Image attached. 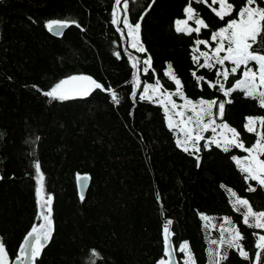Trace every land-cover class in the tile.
<instances>
[{"label": "trees", "instance_id": "obj_1", "mask_svg": "<svg viewBox=\"0 0 264 264\" xmlns=\"http://www.w3.org/2000/svg\"><path fill=\"white\" fill-rule=\"evenodd\" d=\"M229 2L234 11L221 20L212 10L219 9L218 4L191 0L193 28L195 18L208 27L187 33L178 32L175 24L187 16L190 0H127L128 18L140 23V42L146 49L140 52L130 46L124 23H112L116 0H0V237L9 264L32 226L41 222L37 161L44 176L43 195L52 197L55 232L35 264H89L93 249L99 253L91 257L94 264H157L164 254L167 220L172 221L179 264L183 253L178 247L184 241L195 264H212L209 248L217 246L210 241L219 240L221 225L228 227L225 217L240 229L249 258L235 248H221L228 258L220 264H264V250L256 248L253 235H264V229L243 224L244 209L233 207L235 197L228 191L248 199L255 211H264V187L246 182L232 160L247 153L239 148L224 152L214 144L204 148L205 140L199 152H185L176 144L177 134L169 129L163 107L139 99L144 86L157 80L163 89L175 92L174 81L165 75L171 65L186 98L230 99L217 120L235 128L245 147L255 143V133L244 125L249 116L264 117V108L241 90L225 97L218 85L209 87L216 69L200 68L193 61L199 54L197 39L215 47L212 32L228 19H238L245 0ZM257 4L264 7V0ZM50 20L76 23L55 36L46 27ZM198 47L210 51L203 44ZM130 57L139 58L136 68ZM148 57L151 67L145 73L143 61ZM231 66L225 62L224 67ZM193 72L205 79L198 83ZM134 73L140 83L135 89ZM76 74L89 75L104 89L111 87L120 103L101 89L66 100L43 94ZM240 78V72L230 76L225 88ZM83 173L91 176V184L81 200L76 180ZM250 184L254 192L247 190Z\"/></svg>", "mask_w": 264, "mask_h": 264}, {"label": "snow or ice", "instance_id": "obj_2", "mask_svg": "<svg viewBox=\"0 0 264 264\" xmlns=\"http://www.w3.org/2000/svg\"><path fill=\"white\" fill-rule=\"evenodd\" d=\"M124 3L127 8V0H116V5L119 7ZM207 2V0H202ZM212 5H219V9L213 7L212 10L221 19L231 17L234 11V5L229 0H211ZM255 5V6H254ZM117 8L113 10V24L119 21L116 19ZM187 13V20H192L195 17V9L191 7V0L184 10ZM238 19H228L225 26L220 27L218 30L213 31L210 37L212 42H215V47L208 40L197 39L195 49L198 55H193V61L200 68L216 69L215 82L208 81V86L215 88L219 86V90L225 97L231 95L236 90H241L246 97H250L258 102L259 107L264 108V7L257 4V0H245L244 5L237 13ZM187 20H179L176 22V30L178 32H197L201 28H207L208 25L202 18H195L197 27L192 28L188 26ZM76 21L67 20H50L46 22V27L50 32L56 35H61V30L68 27L69 24H75ZM124 25L129 30V36L132 38L131 47L140 52L146 51L142 44L139 43L138 33L140 23H129L125 17ZM207 46L210 51H201L199 45ZM221 53H224L221 55ZM119 55V53H117ZM203 58V63H200ZM135 62L132 64L133 68L137 67L139 58L130 57ZM225 62H229L232 66L230 68L224 67ZM145 73L151 67V57L143 61ZM220 66V67H217ZM237 72L241 73L240 79L235 81L233 87L225 88V82L229 81L230 76H235ZM197 82L204 80L203 76H197L196 72L192 73ZM172 81H174L176 88L175 92H169L163 89L160 81L157 80L155 84H146L142 93L139 96L140 100H149L158 103L163 107L170 130H178V138L176 144L185 152H199L200 141L205 140L204 148H209L215 145L222 148L224 152H229L232 148H239L245 153L246 156L237 157L233 156L232 160L236 163L240 171L245 174V181H255L257 186L264 187V117L249 116L246 118L247 122L244 125L246 131L255 133L256 141L250 147H245L244 142L240 139V134L235 128L230 127L227 123H216V118H223L225 112V105L232 103L228 100H204L193 101L188 99L183 94V85L179 78L176 77L172 71L171 65L165 72ZM134 89L140 87L139 77L134 73ZM223 81V82H222ZM94 89L106 90L111 93V99L116 104L120 103L118 93L111 87L104 89V86L94 80L90 76H69L67 79L60 80L49 91L43 93L51 99L66 100L74 96H87ZM163 89V90H162ZM135 98V90L132 93ZM173 95L179 96L184 100L182 105H178L172 99ZM217 111L214 113L213 108ZM191 113V114H188ZM178 118V119H174ZM259 125L260 130L257 129ZM219 129V132H218ZM211 131L212 135L205 137L203 133ZM197 158V166H199V156ZM36 171V195L38 197L39 205V218L41 223L33 225L31 230L27 233L23 243L20 246L18 255L15 257L20 264H35L36 257H38L45 247L47 241L50 239L51 234V203L52 197L48 195L45 199L43 195L44 190V176L40 171V164L35 163ZM81 182L84 178H80ZM249 192L256 190L251 184L248 189ZM235 200L232 202L233 207L237 211H242L243 224L249 228L264 229V211H255L246 198L239 197L231 189L228 190ZM81 199L83 196L81 195ZM205 220L209 218L204 216ZM224 225L220 226L219 240H211L212 245L216 248H209V255L212 258V264H220L221 261L228 258L227 251L221 252V248H235L238 250L239 255L248 259L249 254L244 250V245L241 241L244 239L240 229L233 224L231 218L225 217ZM172 221L167 220L163 225V242L164 254L157 264H175L174 253L177 251L173 247L171 236L173 235L171 228ZM227 233V237H225ZM257 237L256 248L264 250V235L253 232ZM178 251L183 253V264H195V258L192 255L191 249L187 241L182 242ZM256 261L259 262L261 252L256 254ZM99 253L95 249L91 250V257H98ZM89 259V264H94V261ZM164 257H167L165 259ZM0 264H9V255L6 249L3 238L0 237Z\"/></svg>", "mask_w": 264, "mask_h": 264}, {"label": "water", "instance_id": "obj_3", "mask_svg": "<svg viewBox=\"0 0 264 264\" xmlns=\"http://www.w3.org/2000/svg\"><path fill=\"white\" fill-rule=\"evenodd\" d=\"M64 30H65V28L61 30L62 34H63ZM51 33H52L53 35H55V36H60V35H56V34H54L53 32H51ZM62 34H61V35H62ZM80 178H84L82 182H81V179H80ZM90 184H91V176H90L89 174H87V173H83V174H81V175L77 178V180H76V187H77V192H78V196H79L80 199H81V195L83 196V199H85ZM83 199H81V200H83ZM51 220H52V226H51L50 239L47 241L45 247H47V246L49 245V243L51 242V240H52V238H53L54 232H55L54 213H53V209H52V207H51ZM40 223H41V222H40ZM40 223H39V224H40ZM39 224H38V225H39ZM38 225H37V226H38ZM26 235H27V234H26ZM25 237H26V236H25ZM24 239H25V238H24ZM24 239H23V241H24ZM23 241H22V243H23ZM171 241H172V239H171ZM22 243H21V244H22ZM21 244H20V246H21ZM172 244H173V243H172ZM20 246H19V249H18V253H19V250H20ZM45 247L42 249V251L45 249ZM173 247H174V245H173ZM42 251H41V252H42ZM40 254H41V253H40ZM173 255H174V258H175V264H179V262L177 261V258H176V254L174 253ZM166 259H167V257H166ZM10 264H20V262L17 261L16 259H14ZM26 264H28V262H26Z\"/></svg>", "mask_w": 264, "mask_h": 264}, {"label": "rangeland", "instance_id": "obj_4", "mask_svg": "<svg viewBox=\"0 0 264 264\" xmlns=\"http://www.w3.org/2000/svg\"><path fill=\"white\" fill-rule=\"evenodd\" d=\"M117 7V6H116ZM126 8H125V5H124V3L122 2L120 5H119V7H117V11H116V19L118 20V21H121V22H123L124 23V20H125V17H127V20H128V22L129 23H132L131 21H130V19L128 18V15L126 14ZM179 20H187V16L185 17V18H183V19H178L177 21H179ZM176 21V22H177ZM187 23H188V26H190V27H194L193 26V24H192V22L190 21V20H187ZM132 24H134V23H132ZM125 26V25H124ZM175 26H177L176 24H175ZM197 26V25H196ZM126 30H127V33H128V37H129V42H130V46H131V44H132V38L129 36V30H128V28H126ZM138 40H139V43L141 44V42H140V37H139V33H138ZM71 76H89V75H86V74H76V75H71ZM68 77H66V78H64V79H67ZM63 80V79H62ZM155 84V83H154ZM163 90V89H162ZM185 96V95H184ZM74 97H77V96H74ZM172 99L173 100H175V102L178 104V105H182L183 103H184V100L180 97V100H176V98H174V96L172 97ZM213 112H214V110H213ZM215 113V112H214ZM188 114H191V113H188ZM174 119H178V118H175L174 117ZM167 120V119H166ZM168 123V122H167ZM216 123L217 124H220L221 122H219L218 120H217V118H216ZM222 123H226V122H222ZM258 130H260V129H258ZM175 132H176V134H177V138H178V130H175ZM208 132H210L211 133V131H208ZM218 132H219V129H218ZM206 133L207 132H205V133H203V135L207 138V137H209V136H211L212 135V133H211V135H208V136H206ZM202 141V140H201ZM201 141H200V143H201ZM247 155V154H246ZM245 155V156H246ZM243 157V156H242Z\"/></svg>", "mask_w": 264, "mask_h": 264}]
</instances>
